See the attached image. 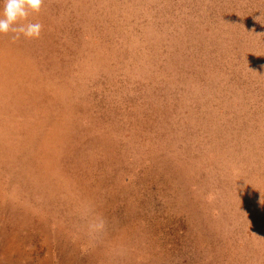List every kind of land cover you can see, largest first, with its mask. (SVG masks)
Listing matches in <instances>:
<instances>
[{"label": "rangeland", "instance_id": "rangeland-1", "mask_svg": "<svg viewBox=\"0 0 264 264\" xmlns=\"http://www.w3.org/2000/svg\"><path fill=\"white\" fill-rule=\"evenodd\" d=\"M26 22L0 34V264H264V0H42Z\"/></svg>", "mask_w": 264, "mask_h": 264}, {"label": "clouds", "instance_id": "clouds-1", "mask_svg": "<svg viewBox=\"0 0 264 264\" xmlns=\"http://www.w3.org/2000/svg\"><path fill=\"white\" fill-rule=\"evenodd\" d=\"M42 0H0V34L12 32L13 39L39 37L42 25L26 22L30 12L40 9Z\"/></svg>", "mask_w": 264, "mask_h": 264}, {"label": "bare ground", "instance_id": "bare-ground-1", "mask_svg": "<svg viewBox=\"0 0 264 264\" xmlns=\"http://www.w3.org/2000/svg\"><path fill=\"white\" fill-rule=\"evenodd\" d=\"M5 48H6V47H5ZM5 48H4V49H5ZM8 49H9V48H8ZM9 50H10V49H9ZM3 52H4V51H3ZM10 52H11V51H10ZM5 53H6V52H5ZM7 54H8V52H7ZM4 59H5V58H4ZM7 64H8V63H7ZM5 65H6V63H4V61H2V58H0V68H4ZM6 67H7V66H6ZM6 67H5V68H6ZM13 69H14V68H13ZM22 69H23V67H22ZM15 70H16V69H15ZM6 73H8V72L6 71ZM14 73H15V72H14ZM0 79H1V78H0ZM53 81H54V80H53ZM49 82H50V81H49ZM53 83H55V81H54ZM33 84H34V83H33ZM48 85H49V83H48ZM51 85H52V84H50V87H51ZM37 86H38V85H37ZM37 86H36V87H37ZM1 87H3V85H1ZM18 87H19V86H18ZM36 87H35V88H36ZM39 87H40V86H39ZM44 87H45V85H44ZM53 87H54V86H53ZM38 89H41V88H38ZM47 89H48V88H47ZM63 89H64V88H63ZM53 90H54V89H53ZM17 91H18V90H17ZM25 91H26V90H25ZM28 91H29V90H28ZM61 91H62V90H61ZM63 91L65 92V90H63ZM1 93H2V92H1ZM40 93H41V92H40ZM44 93H45V92H44ZM44 93H43V94H44ZM49 93L51 94V92H49ZM62 93H63V92H62ZM2 94H3V93H2ZM46 94H47V92H46ZM18 95H19V94H18ZM18 95H17V96H18ZM22 95H24V94H22ZM54 95H55V94H54ZM62 95H64V94H62ZM0 96H1V94H0ZM26 96H27V94H26ZM50 96H51V95H50ZM50 96H49V97H50ZM20 98H21V97H20ZM20 98H19V99L16 98V99L20 100ZM61 98H62V97H61ZM11 100H12V99H11ZM52 100H53V99H51V102H53ZM12 101H13V100H12ZM25 101H26V100H25ZM37 103H38V102H37ZM3 104H4V102H3ZM3 104H2V105H3ZM48 104H50V103H48ZM2 105H1V106H2ZM15 105H16V103H15ZM17 105H18V104H17ZM17 105L14 106V107H17ZM4 106H5V105H4ZM27 106H28V104H27ZM2 107H3V106H2ZM14 107H13V108H14ZM51 107H52V105H51ZM9 108H10V107H9ZM0 109H1V108H0ZM48 110H49V109H48ZM51 110H52V109H51ZM10 111H11V110H10ZM0 112H1V111H0ZM8 112H9V110H8ZM5 113H6V112H5ZM43 113H44V111H43ZM7 114H8V113H7ZM35 114H36V113H35ZM44 114H45V113H44ZM31 116H32V115H31ZM44 116H45V115H44ZM4 117H5V116H4ZM45 117H46V116H45ZM50 117H51V115H50ZM28 118H29V117H28ZM28 118H27V119H28ZM31 118H33V117H31ZM31 118H29V119H31ZM3 119H4V118H3ZM5 119H6V118H5ZM19 119H20V118H19ZM33 119H34V118H33ZM33 119H32V120H33ZM35 119H36V118H35ZM46 119H47V118H46ZM58 119H59V118H58ZM69 119H70V118H68L67 121H69ZM11 120H12V119H11ZM61 120L63 121V119H61ZM72 120H73V119H72ZM75 120H76V119H74V121H75ZM19 121H20V120H19ZM30 121H31V120H30ZM42 121H43V120H42ZM45 121H46V120H45ZM54 121H57V120H54ZM65 121H66V120H65ZM65 121H64V122H65ZM22 122H23V121H22ZM48 122H52V121H48ZM57 122H58V121H57ZM64 122H63V123H64ZM71 122H72V121H71ZM6 123H7V121H6ZM17 123H18V122H17ZM23 123H25V122H23ZM65 123H66V122H65ZM68 123H70V121H69ZM68 123H66V124H68ZM73 123H74V122H73ZM4 124H5V123H4ZM4 124H3V125H4ZM57 124H58V123H57ZM66 124H65V126H66ZM74 124H75V123H74ZM5 125H7V124H5ZM11 125H13V124H11ZM31 125H32V124H31ZM59 125H60V124H59ZM70 125H71V124H70ZM9 126H10V125H9ZM28 126H29V125H28ZM39 126H40V125H39ZM49 126H50V125H49ZM60 126H61V125H60ZM60 126H59V127H60ZM67 126H68V125H67ZM4 127H6V126H4ZM4 127H3V128H4ZM42 127H43V126H42ZM42 127H41V128H42ZM56 127H58V126H56ZM12 128H13V127H12ZM29 128H30V126H29ZM32 128H33V127H32ZM34 128H36V126H35ZM72 128H73V126H72ZM10 129H11V127H10ZM16 129H17V128H15L14 130H16ZM12 130H13V129H12ZM29 130H30V129H29ZM54 130H55V129H54ZM57 130H58V129H57ZM16 131H17V130H16ZM10 132H11V131H10ZM10 132H9L8 134H10ZM28 132H29V131H28ZM41 132H42V131H41ZM49 132H51V131H49ZM49 132H48V133H49ZM12 133L14 134V131H12ZM44 133H45V132H44ZM52 133H53V131H52ZM0 134H1V133H0ZM3 134L5 135V133H3ZM16 134H18V133L16 132ZM25 134H26V133H25ZM57 134H58V133H57ZM57 134H56V136H57ZM79 134H80V133H79ZM18 135H19V134H18ZM48 135H50V134H48ZM91 135H92V134H91ZM56 136H55V138H56ZM58 136H61V135H58ZM58 136H57V137H58ZM69 136H70V135H69ZM69 136H67V137H69ZM93 136H94V135H93ZM7 137L9 138V135H8ZM72 137H73V136H72ZM72 137H70V138H72ZM74 137H75V136H74ZM80 137L83 139L84 136L82 137V134H80ZM88 137H89V136H87V138H88ZM8 138H7V139H8ZM53 138H54V136H53ZM62 138H63V137H62ZM92 138H93V137H92ZM5 139H6V137H5ZM18 139H19V138H18ZM18 139H17V140H18ZM74 139H75V138H74ZM95 139H96V138H95ZM99 139H100V138H99ZM60 140H62V139H60ZM67 140H68V139H67ZM79 140H80V139H79ZM83 140L86 141V137H85V139H83ZM83 140H82V141H83ZM71 141H72V140H71ZM74 141H75V140H74ZM88 141H89V139H88ZM92 141H93V139H92ZM95 141H96L95 143H98V142H97L98 140H95ZM59 142H60V141H59ZM62 142H63V141H62ZM64 142H65V140H64ZM72 142H73V141H72ZM75 142H77V141H75ZM5 143H6V142H5ZM41 143H42V141H41ZM41 143H40V145H41ZM45 143H46V142H45ZM49 143H50V142H49ZM53 143H54V142H53ZM60 143H61V142H60ZM60 143H59V145H60ZM82 143H83V142H82ZM82 143H80L81 146L83 145ZM102 143H103V140H102ZM7 144H8V142H7ZM43 144H44V143H43ZM61 144H62V143H61ZM63 144H64V143H63ZM80 144H79V145H80ZM100 144H101V143H100ZM4 145H5V144H4ZM8 145H9V144H8ZM15 145H16V144H15ZM93 145H95V144H93ZM41 146H42V145H41ZM53 146H54V145H53ZM71 146H72V145H71ZM77 146H78V145H77ZM77 146H76V147H77ZM81 146H80V147H81ZM103 146H104V144H103ZM8 147H9V146H8ZM8 147H7V148H8ZM35 147H36V146H35ZM47 147H48V146H47ZM65 147H66V146H65ZM7 148H6V149H7ZM9 149H10V148H9ZM64 149H65V148H63V150H64ZM66 149H67V147H66ZM74 149H75V148H74ZM102 149H103V148H102ZM0 150H1V147H0ZM7 150H8V149H7ZM7 150H6V151H7ZM38 150H39V149H38ZM3 151H4V150H3ZM11 151H12V149H11ZM41 151H42V150H41ZM41 151H40V152H41ZM72 151H73V149H72ZM72 151H71V152H72ZM79 151H80V150H79ZM82 151H84V150L81 148V153H82ZM66 152H67V151H66ZM73 152H74V151H73ZM73 152H72V153H73ZM75 152H76V151H75ZM81 153H80V154H81ZM0 154H1V153H0ZM12 154H13V153H12ZM38 154H39V153H38ZM41 154H42V153H40L38 156H40ZM64 154H65V153H64ZM67 154H70V152L67 153ZM82 154H83V153H82ZM3 155H4V154H2V156H3ZM34 155H37V154H34ZM85 155H86V153H85ZM38 156H36V157H38ZM68 156H69V155H68ZM74 156H75V155H74ZM79 156H80V155H79ZM82 156H83V155H82ZM32 157H33V156H32ZM62 157H65V158H67V160H69V158L66 157V156H64V155H63ZM34 158H35V157H34ZM38 158H39V157H38ZM59 158H60V156H59ZM74 158H75V157H74ZM40 159H41V158H40ZM91 159H92V158H91ZM73 160H75V159H73ZM81 161H82V160H81ZM35 162H36V159H35ZM64 162H67V161H64ZM69 162H70V161H69ZM76 162H77V161H75L74 163H76ZM33 163H34V162H33ZM70 163H72V161H71ZM0 164H1V163H0ZM31 164H32V163H31ZM34 164H35V163H34ZM67 164H68V162H67L66 164H64V165H67ZM22 165H23V164H22ZM35 165H36V164H35ZM70 165H71V164H70ZM1 166H2V165H1ZM29 166L32 167L31 165H29ZM29 166H28V168H29ZM2 167H3V166H2ZM61 167L63 168V166H61ZM72 167H73V166H72ZM65 168H66V167H65ZM92 168H94V167H92ZM98 168H99V167H98ZM98 168H97V169H98ZM22 169H23V168H22ZM26 169H27V168H25V170H26ZM74 169H76V168H74ZM77 169H78V167H77ZM77 169H76V171H77ZM95 169H96V168H95ZM93 170H94V169H93ZM26 171H27V170H26ZM29 171H30V169H29ZM65 171H66V170H65ZM79 171H80V170H79ZM94 171H95V170H94ZM0 172H1V171H0ZM4 172H5V171H4ZM4 172H3V173H4ZM7 172H8V171H7ZM77 172H78V171H77ZM24 173H26V172H24ZM101 173H102V171H101ZM72 174H73V173H72ZM98 174H99V173H98ZM2 175H3V174H2ZM26 175H27V173H26ZM87 175H88V173H87ZM89 175H90V174H89ZM27 176H28V175H27ZM8 177H9V176H8ZM73 177H74V176H73ZM2 178H3V177H2ZM9 178H10V177H9ZM9 178H8V179H9ZM68 178H70V177H67L66 181L69 182V179H68ZM3 179H4V178H3ZM15 179H16V178H15ZM15 179H14V180H15ZM21 179H22V178H21ZM102 179H103V178H102ZM4 180H5V179H4ZM72 180H73V178H72ZM74 180H76V179H74ZM84 180H85V179H84ZM104 181H105V180L103 179V182H104ZM4 182H5V181H4ZM16 182H17V181H16ZM16 182H15V183H16ZM24 182H26V181H24ZM27 182H28V180H27ZM71 182H72V181H71ZM74 182H77V181H74ZM84 182H85V181H83V183H84ZM28 183H29V182H28ZM62 183H63V182H62ZM83 183H82V184H83ZM5 184H6V183H5ZM16 184H17V183H16ZM22 184H24V183H22ZM63 184H64V183H63ZM71 184H72V183H71ZM12 185H13V184H12ZM17 185H18V184H17ZM17 185H14V186L17 187ZM19 185L21 186V190H22V185H21V184H19ZM76 186H77V185H76ZM76 186H75V187H76ZM78 186H79V185H78ZM85 186H86V184H85ZM85 186L83 187V185H82V188H83V189L86 188ZM71 187H72V190H73V189H74V188H73L74 186H71ZM19 188H20V187H19ZM76 188H77V187H76ZM100 188H101V187H100ZM16 189H17V188H16ZM5 190H6V189H5ZM17 190H18V189H17ZM19 190H20V189H19ZM23 190H24V189H23ZM74 190H75V189H74ZM86 190H87V189H86ZM88 190H89V189H88ZM12 191H13V187H12ZM42 191H43V190H42ZM4 192H5V191H4ZM9 192H11V191H9ZM14 192H15V191H14ZM20 192H21V191H20ZM40 192H41V191H40ZM18 193H19V192H18ZM75 193H76V192H75ZM7 194H8V192H7ZM87 194H88V192H87ZM174 194H175V193H174ZM17 195H18V194H17ZM40 195H41V194H40ZM43 195H44V194H43ZM80 195H81V194H80ZM85 195H86V194H85ZM88 195H89V194H88ZM7 196H8V195H7ZM15 196H16V195H15ZM18 196H19V195H18ZM72 197H73V196H72ZM82 197H83V195H82ZM7 198H8V197H7ZM90 199H91V198H90ZM80 200H82V199H80ZM82 202H83V201H82ZM84 203H85V202H84ZM92 203H93V202H92ZM103 203H104V202H103ZM104 204H105V203H104ZM81 208H83V207H81ZM84 208H85V207H84ZM90 208H92V207H90ZM92 210H94V208H92ZM72 211H73V210H72ZM81 211H82V210H81ZM81 211H80V212H81ZM84 211H85V210H84ZM86 211H87V210H86ZM90 211H91V210H90ZM81 213H82V212H81ZM83 213H84V212H83ZM83 213H82V214H83ZM94 213H95V212H94ZM84 214H85V213H84ZM80 215H81V214H80ZM85 215H86V214H85ZM85 215H84V216H85ZM93 215H95V214H93ZM93 215H92V216H93ZM82 216H83V215H82ZM84 216H83V217H84ZM95 216H96V215H95ZM93 217H94V216H93ZM82 219H84V218H82ZM96 219H97V218H96ZM78 220H79V218H78ZM88 220H90V219H88ZM88 220H86V221H87L86 223H88ZM80 221H81V220H80ZM74 222H75V221H74ZM84 222H85V220H84ZM95 222H97V221H95ZM130 223H131V222H130ZM82 224H83V223H82ZM82 224H81V225H82ZM95 224H96V223H95ZM86 225H87V224H86ZM88 225H89V224H88ZM90 225H91V224H90ZM103 225H104V224H103ZM103 225H102V226H103ZM122 225H123V224H122ZM131 225H132V224H131ZM131 225H127V227H129V226H131ZM134 225H135V224H134ZM136 225H137V224H136ZM142 225H143V224H142ZM142 225H141V226H142ZM84 226H85V224H84ZM97 227H98V226H97ZM97 227H96V228H97ZM127 227H126V228H127ZM132 227H133V225H132ZM137 227H138V226H137ZM89 228H90V227H88V229H89ZM126 228H125V229H126ZM134 228H136V226H135ZM86 229H87V228H86ZM102 229H103V227H102ZM106 229H107V226H106ZM125 229H123V230H125ZM136 229H138V228H136ZM141 229H142V228H139V230H141ZM82 231H83V230H82ZM82 231H81V234H82ZM92 231H93V230H92ZM98 231H99V230H98ZM100 231H101V230H100ZM108 231H109V230H108ZM111 231H112V230H111ZM125 231H126V230H125ZM89 232H91V231L89 230ZM93 232H94V231H93ZM106 232H107V231H106ZM121 232H123V231H121ZM137 232H138V230H137ZM139 232H140V231H139ZM152 232H153V231H152ZM84 233H87V232L84 231ZM127 233H128V232H127ZM156 233H157V232H156ZM89 234H90V233H89ZM104 234H105V233H104ZM121 234H122V233H121ZM132 234H133V233H132ZM144 234H145V233H144ZM144 234H143V235H144ZM149 234H150V233H149ZM153 234H154V233H153ZM86 235H87V234H86ZM90 235H91V234H90ZM129 235H130V234H129ZM129 235H128V236H129ZM133 235H136V232H135V234H133ZM116 236H117V235H116ZM137 236H138V235H137ZM140 236H141V233L139 234L138 237H140ZM91 237H92V236H91ZM123 237H126V235H125V236L123 235ZM144 237H145V236H144ZM77 238H78V237H77ZM80 238H81V237H79V239H80ZM83 238H85V237L83 236ZM95 238H96V237H95ZM113 238H114V235H113ZM115 238H116V237H115ZM115 238H114V241L116 240ZM130 238H131V237H130ZM130 238H129V239H128V237L125 238V239H128V240H129V241H126V242H130ZM133 238H134V236H133ZM136 238H137V237H136ZM119 239H120V238H119ZM83 240H84V239H83ZM112 240H113V239H112ZM121 240H122V239H121ZM133 240H134V239H133ZM133 240L131 239V241H133ZM138 240H141V238H139ZM142 240H143V238H142ZM142 240H141V241H142ZM145 240H146V239H144V241H145ZM150 240H151V239H149V241H150ZM107 241H108V240H107ZM122 241H123V240H122ZM146 241H147V240H146ZM146 241H145V242H146ZM151 241H152V240H151ZM80 242H81V241H80ZM88 242H89V241H88ZM92 242H94V241H92ZM95 242H96V241H95ZM105 242H106V241H105ZM126 242H125V244H126ZM134 242L136 243L135 240H134ZM137 242H138V241H137ZM139 242H140V241H139ZM139 242H138V243H139ZM147 242H148V241H147ZM90 243H91V242H90ZM110 243H111L110 245L113 244V242H110ZM115 243H116V242H115ZM122 243H124V242H122ZM130 243H131V242H130ZM130 243H129V244H130ZM142 243H143V242H142ZM80 244H81V243H80ZM119 244H120V243H119ZM127 244H128V243H127ZM131 244H133V243H131ZM140 244H141V243H140ZM89 245H90V244H89ZM92 245H93V243H92ZM92 245H91V247H92ZM100 245H102V242L100 243ZM110 245H109V247H110ZM113 245H114V244H113ZM113 245H112V247H113ZM115 245H116V244H115ZM73 246H74V245H73ZM104 246H106V243H105ZM141 246H142V245H141ZM79 247H80V246H79ZM99 247H100V246H99ZM112 247H110V248L113 249ZM119 247H121V245H120ZM125 247H126V245H125ZM132 247L134 248V245H133ZM136 247H137V246H136ZM95 248H96V247H95ZM95 248H94V249H95ZM116 248H117V246H116ZM139 248H140V246L138 247V249H139ZM142 248H143V247H142ZM104 249H105V247H104ZM114 249H115V247H114ZM135 249H136V248H135ZM95 250H96V249H95ZM119 250L121 251L120 248H119ZM122 250H123V249H122ZM124 250H125V249H124ZM130 250H132V249H130ZM99 251H100V250H99ZM101 251L103 252V249H102ZM104 251H107V249H105ZM115 251H116V249H115ZM117 251H118V249H117ZM127 251H128V248H127ZM142 251H143V250H142ZM124 252H125V251H124ZM131 252H132V251H131ZM134 252H135V251H134ZM144 252H145V248H144ZM93 253H94V252H93ZM100 253H101V252H100ZM119 253H120V252H119ZM122 253H123V252L121 251V254H122ZM127 253L130 254L129 252H126V254H127ZM138 253H139V252H138ZM94 254H95V253H94ZM145 254H146V252H145ZM92 255H93V254H92ZM122 255H125V254H122ZM133 255H134V259H135V256H136V255H135L134 253H133L132 255L130 254V256H133ZM103 256L105 257V255H102L101 257H103ZM111 256H112V255H111ZM111 256H110V257H111ZM120 256H121V255H120ZM120 256H119V257H116V258H118V260H119V259L121 258ZM130 256H129V257H130ZM136 257H137V256H136ZM91 258H92V257H91ZM93 258H94V257H93ZM106 258H108V256H106L104 259H106ZM96 259H97V257H96ZM98 259H99V258H98ZM109 259H110V258H109ZM109 259H108V261H109ZM129 259H130V258H129ZM92 260H95V259H92ZM115 260H117V259H115ZM115 260H114V261H115ZM98 261H99V260H98ZM100 261H101V259H100ZM121 261H123V259H122ZM129 261H130V260H128V262H129ZM131 261H133V260H131ZM131 261H130L129 263H131ZM96 262H97V261H96ZM103 262H105V261L103 260ZM119 262H120V261H119ZM90 263H92V262H90ZM94 263H95V261H94ZM94 263H93V264H94ZM99 263H100V262H99ZM105 263H106V262H105ZM109 263H111V261L108 262L107 264H109ZM112 263H113V261H112ZM129 263H128V264H129ZM97 264H98V263H97ZM101 264H102V263H101ZM114 264H115V263H114ZM125 264H127V262H125Z\"/></svg>", "mask_w": 264, "mask_h": 264}, {"label": "trees", "instance_id": "trees-1", "mask_svg": "<svg viewBox=\"0 0 264 264\" xmlns=\"http://www.w3.org/2000/svg\"><path fill=\"white\" fill-rule=\"evenodd\" d=\"M244 20L246 22H248L249 25H252V26L253 25H256L257 22H258L257 18H254V17H251V16H245L244 17ZM257 92L259 93V97H255L253 94H250V96H248V99L244 101L246 103L248 109H252V108L255 109V107H257V105L261 104V102H262L261 93H260V91H257ZM235 105L242 107V105L239 102H236ZM215 109H216L217 113L223 115V117L227 118L228 121H230V120H232V121L238 120V121H243V122L246 121V118L245 117H244V119L241 118V116L238 115V114H236L234 112V110H232V109H231V111L226 110L223 107V105H219V106L215 107ZM255 111L256 110H250V111L246 112L245 114L248 115V116H251L252 114H254ZM258 123L259 122H256L255 121V123L253 124V126H254V132H255V137H257V133H258V131L260 129L258 127V125H260V124H258ZM260 134L261 133L259 132V135Z\"/></svg>", "mask_w": 264, "mask_h": 264}]
</instances>
